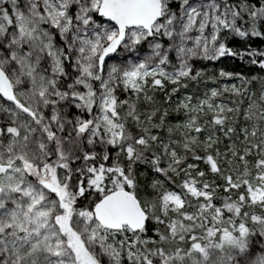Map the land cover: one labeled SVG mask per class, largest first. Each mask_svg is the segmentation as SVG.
<instances>
[{"label": "snow or ice", "instance_id": "obj_1", "mask_svg": "<svg viewBox=\"0 0 264 264\" xmlns=\"http://www.w3.org/2000/svg\"><path fill=\"white\" fill-rule=\"evenodd\" d=\"M225 57L264 73V0H0V264H264V75L201 84Z\"/></svg>", "mask_w": 264, "mask_h": 264}, {"label": "rangeland", "instance_id": "obj_2", "mask_svg": "<svg viewBox=\"0 0 264 264\" xmlns=\"http://www.w3.org/2000/svg\"><path fill=\"white\" fill-rule=\"evenodd\" d=\"M213 61H198L197 62V67H203V69L206 67V69H204L206 72L205 75L201 76V84H207L208 87H221L224 84H233V83H237L239 84V81L235 78H228V77H220L219 76V68H221V66L218 65V63L215 64H211ZM202 64V66H200ZM210 71V72H208ZM207 76H215L216 77V81H211V80H206ZM264 85V82H262V84H260L259 88H261V86ZM197 86L195 83H190L189 88L187 89V91H193L194 89H196ZM253 89H255L254 86H251ZM201 91H203V88H200ZM156 98L158 101H161L163 103L164 101V94L163 92H157L156 93ZM176 97H173V104L176 102ZM220 99L222 100H226L227 102L231 103L232 102V96L229 95V93L226 91L225 94H223L222 97H220ZM175 115V113H173V116Z\"/></svg>", "mask_w": 264, "mask_h": 264}, {"label": "trees", "instance_id": "obj_3", "mask_svg": "<svg viewBox=\"0 0 264 264\" xmlns=\"http://www.w3.org/2000/svg\"><path fill=\"white\" fill-rule=\"evenodd\" d=\"M236 40L238 41L239 38H236ZM260 43H261V41L259 40V38H254V43H253L254 47L258 46ZM232 46L240 47L241 45H239L238 43H234ZM215 63H218L219 66L224 67L228 71H244L250 76H252V75H264V73L259 72L258 66H256L255 68H252L246 62H242L238 57L235 59L230 58V57L221 58L218 62L213 61L211 64H215ZM200 66H202V64ZM204 69H206V67ZM249 69H251V70L249 71ZM206 72L207 71H205V74H206ZM208 72H210V71H208ZM262 82H264V80L256 79L255 81L252 82L251 86H254L255 89H258L260 84H262ZM225 93H226V91L223 94H225ZM228 93L230 96H232V94L230 92H228ZM235 99L237 101H239L241 98L239 96H237V97H235ZM149 178H151V177H149Z\"/></svg>", "mask_w": 264, "mask_h": 264}]
</instances>
